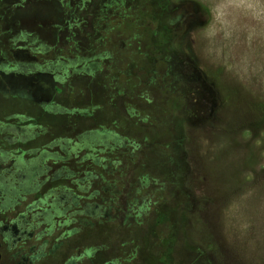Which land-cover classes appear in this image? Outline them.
I'll list each match as a JSON object with an SVG mask.
<instances>
[{"label":"rangeland","instance_id":"rangeland-1","mask_svg":"<svg viewBox=\"0 0 264 264\" xmlns=\"http://www.w3.org/2000/svg\"><path fill=\"white\" fill-rule=\"evenodd\" d=\"M65 1L77 15L71 20L76 25L69 29L66 16L56 26L28 22L30 45L77 52L102 70L72 73L56 85L46 79L44 87L40 80L47 74L7 77L0 71V88L27 79L28 92L51 99L61 110L51 114L30 100L0 95V120L27 117L30 124L49 129L46 141L52 132L83 136L78 159L102 157L114 148L126 162L121 173L127 189L145 193L153 188L157 205L144 200L159 209L158 223L169 214V264H264V0H151L157 33L149 41L142 40L139 28L119 30L122 38L102 39L98 15L116 0H91L84 7L78 0ZM53 7L28 10L18 4L5 11L0 0V16L7 22L25 15L50 18ZM7 22L0 23V65L11 62L4 58L17 45L18 25L10 28ZM43 25L52 34L60 32L63 43ZM167 47L169 55L159 51ZM114 129L125 139L123 145L111 141L107 148V140L96 143L92 134L85 135ZM153 177L167 181L168 189L160 191ZM78 191L84 201L87 194ZM115 226L117 241L124 239L125 231ZM105 235L95 234L94 242ZM154 254L152 264L159 261Z\"/></svg>","mask_w":264,"mask_h":264},{"label":"flooded vegetation","instance_id":"flooded-vegetation-1","mask_svg":"<svg viewBox=\"0 0 264 264\" xmlns=\"http://www.w3.org/2000/svg\"><path fill=\"white\" fill-rule=\"evenodd\" d=\"M78 1L83 7L91 3V0ZM26 2L19 0L15 6ZM71 17L77 19V15ZM14 30L17 45L4 58H10L11 62L0 65V71L7 77L14 74L27 77L30 72L47 74L48 78L40 80L44 87L46 79L56 85L72 73L101 70L93 58L82 60L77 52L59 47H33L28 31ZM64 59L72 62L70 67L60 64ZM106 61L110 62L107 55ZM28 84L27 79L6 82L7 89L0 88V95L30 100L47 113L61 111L51 99L44 101L28 92ZM16 119L25 124L11 123ZM29 122V118L17 115L0 120V264H152L149 261L154 253L159 259L154 264H169V214L165 223H158L159 209L148 206L158 202L153 188L145 193L127 189L121 173L125 159L115 155L114 148L102 157L87 155L78 159L79 151L84 150L78 146L83 136L63 138L61 132H52L54 135L46 141L49 129ZM75 131L73 128L67 133ZM90 134L96 143H100L98 139L107 140V148L111 141L123 145L125 140L115 129L105 131L104 135L85 133ZM152 181L160 185V191L168 189L167 181L159 177H153ZM78 190L87 194L84 201ZM139 202L141 206L137 207ZM114 226L125 231L124 239L117 241L111 231ZM100 231H106V235L103 241L95 243L93 237Z\"/></svg>","mask_w":264,"mask_h":264},{"label":"trees","instance_id":"trees-1","mask_svg":"<svg viewBox=\"0 0 264 264\" xmlns=\"http://www.w3.org/2000/svg\"><path fill=\"white\" fill-rule=\"evenodd\" d=\"M150 1L151 0H133L134 5L131 7L126 5L125 0L109 2L105 6V9H103V11L98 15V19L104 26L102 31L100 30L103 34L102 39L109 40L112 35H117V37H120L119 30L127 33L129 30L132 31L136 28H139L144 37H142V40L147 38L149 41L156 34L157 29V21L152 15ZM69 5L70 4L66 1L63 4L65 9L66 23L70 29L73 27L72 25H76L75 22H71V16L76 14ZM123 40L126 39L123 38ZM141 42L142 41L140 40V44ZM140 44L138 46L139 49H141Z\"/></svg>","mask_w":264,"mask_h":264},{"label":"crops","instance_id":"crops-1","mask_svg":"<svg viewBox=\"0 0 264 264\" xmlns=\"http://www.w3.org/2000/svg\"><path fill=\"white\" fill-rule=\"evenodd\" d=\"M4 4H5V6H6V8H4L5 9V11H9V8H8V6H10V5H15L16 3H18L19 2V0H1ZM33 2H36L35 4H32ZM54 5V10H55V16L54 17H50V18H48V17H46V18H40V17H38V16H27V15H25V17H23V16H20V17H16V18H12V20L11 21H9V22H7L8 20H5V18H3L2 19V16H0V23H2L3 21H5V22H7L8 23V26L11 28V27H13V25H18V26H15L14 28H16V29H20V30H23V31H28V33H29V30H27L28 29V22H42L43 24L45 23H48V22H51V23H53L55 26L56 25H61L62 24V22H63V20L65 19V15H64V12H63V10H62V5H61V3L59 2V1H56V0H28V2H26L25 3V5H23V4H21V6L23 7V8H27L28 10L30 9V8H36V6L37 7H40V6H42V5ZM8 5V6H7ZM89 5H92V3H89V4H87V6H89ZM30 14H32V13H30ZM32 15H34V14H32ZM88 16H89V18L90 17H92V14H87ZM19 25H21L20 27H19ZM174 25H177V24H174ZM44 26V25H43ZM45 27H47L46 25L44 26V29H42L43 31L45 30ZM49 32V35H51L52 36V38H55V41H57V42H59L60 44H62L63 43V35L61 34L60 35V32H58L57 33V30H54V32H53V34L51 33L52 31H53V29H51V30H45V33L46 32ZM156 33H157V30H156ZM156 35V34H155ZM154 35V36H155ZM60 36H61V39H60ZM153 36V37H154ZM176 36V35H175ZM29 37H30V34H29ZM152 37V38H153ZM151 38V39H152ZM174 39H175V37H174ZM194 49V48H193ZM156 50V49H155ZM195 50V49H194ZM159 51H165V53L167 54V55H169V47H167V48H165V50H163V49H161V50H159ZM167 60H168V58H167Z\"/></svg>","mask_w":264,"mask_h":264}]
</instances>
